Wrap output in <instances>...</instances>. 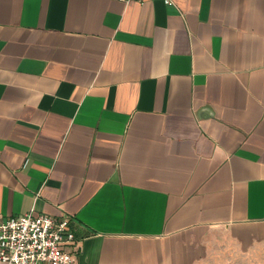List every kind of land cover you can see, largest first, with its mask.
Listing matches in <instances>:
<instances>
[{
    "label": "crops",
    "instance_id": "0c3cea01",
    "mask_svg": "<svg viewBox=\"0 0 264 264\" xmlns=\"http://www.w3.org/2000/svg\"><path fill=\"white\" fill-rule=\"evenodd\" d=\"M171 1L0 0V223L74 264L264 246V0Z\"/></svg>",
    "mask_w": 264,
    "mask_h": 264
},
{
    "label": "built area",
    "instance_id": "2783aa9c",
    "mask_svg": "<svg viewBox=\"0 0 264 264\" xmlns=\"http://www.w3.org/2000/svg\"><path fill=\"white\" fill-rule=\"evenodd\" d=\"M129 2L130 0H122ZM172 5L171 0H162ZM66 216L27 213L0 223V264H74L64 249L75 240Z\"/></svg>",
    "mask_w": 264,
    "mask_h": 264
},
{
    "label": "rangeland",
    "instance_id": "374dc122",
    "mask_svg": "<svg viewBox=\"0 0 264 264\" xmlns=\"http://www.w3.org/2000/svg\"><path fill=\"white\" fill-rule=\"evenodd\" d=\"M196 264H264V246L241 252L232 245L221 244Z\"/></svg>",
    "mask_w": 264,
    "mask_h": 264
}]
</instances>
